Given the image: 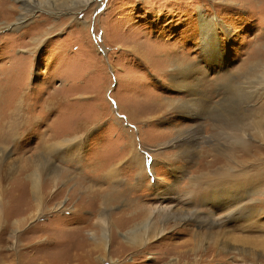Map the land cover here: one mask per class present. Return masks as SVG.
<instances>
[{
	"label": "rangeland",
	"instance_id": "1",
	"mask_svg": "<svg viewBox=\"0 0 264 264\" xmlns=\"http://www.w3.org/2000/svg\"><path fill=\"white\" fill-rule=\"evenodd\" d=\"M0 8V264H172L191 249L177 233L193 223L171 220L142 247L126 237L148 234L152 211L170 205L164 188L194 190L197 163L217 154L214 122L187 103L210 112L227 79L242 99L263 81L264 0H95L73 13L48 0L13 27L21 3ZM174 68L197 71L196 92L172 80L183 73ZM249 109L261 130H242L252 152H235V163L259 168L264 91ZM192 131L193 161L174 145ZM255 200L253 220L225 228L249 245L189 264H264V195Z\"/></svg>",
	"mask_w": 264,
	"mask_h": 264
},
{
	"label": "bare ground",
	"instance_id": "2",
	"mask_svg": "<svg viewBox=\"0 0 264 264\" xmlns=\"http://www.w3.org/2000/svg\"><path fill=\"white\" fill-rule=\"evenodd\" d=\"M17 2L21 3V13L17 18V22L11 25V27L21 24L23 26L24 22L32 17L31 7L35 8V11L38 9V6H42L48 0H17ZM55 2L61 4L64 8H69L71 11L76 10L78 7L84 8L95 2V0H55ZM4 4L6 6V2ZM71 12L73 13V11ZM8 16H11V13ZM179 70V68H174L175 73L183 72L180 75L183 80L192 79L193 82L187 84L186 80L182 81L176 75L174 78L172 77V80H175V83L179 86H186L183 91H187L189 94L196 92L195 90L198 85L195 81L197 77L195 78L194 75L197 71L188 68ZM225 83L226 99L222 102H215L216 104L211 108L210 112H207L208 109L203 105V102H199L198 100H195L196 102H188L187 110H185L187 113H191L189 114L191 116L199 115L200 112L210 116L212 122H214V151L218 155L215 153L216 155L213 157V160L207 164L202 161V163H197L196 173H202V175L193 179L192 188L194 190L186 192V194H178L176 188L178 190L179 186L171 185L166 188L163 187L164 191L160 196L161 200L164 202L168 200L167 202H170V205L162 206L163 203H160L161 205L152 211V215L144 223L146 225L150 224L146 227L147 229L145 228L149 230L148 234L145 235L144 233L132 231L131 235L126 237L127 242L142 247L152 240L162 238L167 233L165 229L171 220L176 224L178 222L193 223V225L184 224L185 227L180 229L178 233L176 232L177 235L186 233L189 236L190 241L185 245L186 248L191 247V249L181 252L177 259L171 262L172 264H180L183 259L185 260L183 264H189V258H194L196 259L195 263H199V261H204L205 256H213L214 261L221 255L225 256V253L229 252L227 248L232 247L233 243L249 245V240L229 238V232L227 236L225 228L227 224L239 220L242 216H247L248 220H253L260 212L254 203H256L255 197L264 195V166L260 165L259 168H254L251 166V160L245 161L246 164L240 162L236 164L234 154L237 151H241L250 158L252 147L249 142V135L244 134L245 132L242 130H261L254 119L252 110L249 109V105L252 104L253 97L259 96V93L264 91V79L262 82H257V88L252 89L246 99L239 98L238 93L240 91L236 85L235 78H229ZM244 121L245 123L242 125V128L241 124ZM247 126L248 128H246ZM196 134L197 132L194 131L181 134L174 144L176 147L182 148L184 154L189 156V160L197 156ZM33 181L32 192L36 196L39 193V185L37 179ZM182 189H190V187L185 185L181 187ZM156 218L157 221L161 222L160 227L154 221ZM17 223L19 224V222ZM190 226H196L198 231L191 230L192 228H188ZM89 235L94 240L93 233ZM109 237V234L107 236L106 232V236L104 234L103 238L104 248L110 244ZM235 251L249 252L250 250L246 251V249L235 248Z\"/></svg>",
	"mask_w": 264,
	"mask_h": 264
}]
</instances>
